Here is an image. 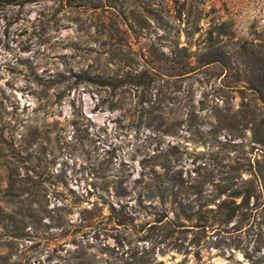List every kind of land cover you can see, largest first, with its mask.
Here are the masks:
<instances>
[{
  "label": "rangeland",
  "instance_id": "374dc122",
  "mask_svg": "<svg viewBox=\"0 0 264 264\" xmlns=\"http://www.w3.org/2000/svg\"><path fill=\"white\" fill-rule=\"evenodd\" d=\"M255 43L264 0H0V264H264Z\"/></svg>",
  "mask_w": 264,
  "mask_h": 264
},
{
  "label": "trees",
  "instance_id": "16d2710c",
  "mask_svg": "<svg viewBox=\"0 0 264 264\" xmlns=\"http://www.w3.org/2000/svg\"><path fill=\"white\" fill-rule=\"evenodd\" d=\"M222 23L218 25V30L216 31V34L221 35L225 34L224 28L221 27ZM256 47L260 49V47L264 48V44H256L255 43V50ZM218 49V48H217ZM210 52H208L209 54ZM214 54L217 55L220 59H222L224 56L223 51L217 50L214 51ZM244 60H245V66L249 70L247 81L243 82L245 84L246 89H249L251 92L255 93V90L259 92L262 89H264V61L262 57H257L254 54L250 53V51L244 55ZM213 61V60H208V62ZM262 72H258L257 70H260ZM257 71V72H256ZM101 85H110L112 88L116 87L118 83L115 82H105V80H100L99 82ZM261 102L264 104V97L260 96ZM247 114H244L241 116L242 119H244V122H247L248 128L252 134L253 140L255 141V111L251 110L249 115L246 117ZM215 119L217 122L222 121L221 114H216ZM261 125L264 126V122L261 123ZM257 141H261L260 139L256 138ZM259 186L261 188V192L264 194V173L259 174ZM224 185H217V190H216V196H219L225 191ZM241 187V188H240ZM237 187L235 189H231L227 196L228 197H237L241 196V199L239 203H235L234 199H221L220 201L217 202L216 208L219 212L220 215H222V218L225 219H230L234 213H235V208L236 207H241V208H247L248 207V198L250 196H253V192L255 190V187H257V184H254V181L252 179H246V180H241V186ZM244 256L248 259L249 264H254V261H251L249 258L248 252H243Z\"/></svg>",
  "mask_w": 264,
  "mask_h": 264
}]
</instances>
